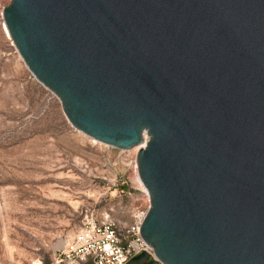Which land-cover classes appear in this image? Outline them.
Segmentation results:
<instances>
[{"label":"water","instance_id":"1","mask_svg":"<svg viewBox=\"0 0 264 264\" xmlns=\"http://www.w3.org/2000/svg\"><path fill=\"white\" fill-rule=\"evenodd\" d=\"M33 75L148 189L127 264H264V0H12Z\"/></svg>","mask_w":264,"mask_h":264},{"label":"rangeland","instance_id":"2","mask_svg":"<svg viewBox=\"0 0 264 264\" xmlns=\"http://www.w3.org/2000/svg\"><path fill=\"white\" fill-rule=\"evenodd\" d=\"M11 1L0 0V264H54L87 214L131 223L148 209L135 173L142 147L107 145L68 120L6 30Z\"/></svg>","mask_w":264,"mask_h":264},{"label":"built area","instance_id":"3","mask_svg":"<svg viewBox=\"0 0 264 264\" xmlns=\"http://www.w3.org/2000/svg\"><path fill=\"white\" fill-rule=\"evenodd\" d=\"M144 193L148 209L134 214L131 223L122 222L109 212L87 214L73 237L55 251L54 264H127L144 251L153 256V248L141 236L150 208L149 193Z\"/></svg>","mask_w":264,"mask_h":264},{"label":"bare ground","instance_id":"4","mask_svg":"<svg viewBox=\"0 0 264 264\" xmlns=\"http://www.w3.org/2000/svg\"><path fill=\"white\" fill-rule=\"evenodd\" d=\"M5 26H6V25H5ZM4 28H5V27H4ZM6 30L8 31L7 27H6ZM9 35H10V34H9ZM89 137H90V136H89ZM91 138H92V137H91ZM147 140H148V136L145 135V136H144V141H143V143L140 145V147L143 148V147L146 145ZM97 141H98V140H97ZM99 142H100V141H99ZM137 146H138V145H137ZM140 149H141V148H140ZM136 174H137V179H138V181L141 183V185H142V187L145 189V191L148 192L147 187L145 186V184L143 183V181L141 180V178H140V176H139V172H136ZM148 193H149V192H148ZM69 240H70V239L66 240L65 243L62 244V245L59 246V247H62L63 245H65ZM59 247H58V248H59ZM58 248H57V249H58ZM57 249H56V250H57ZM56 250H55V251H56Z\"/></svg>","mask_w":264,"mask_h":264}]
</instances>
